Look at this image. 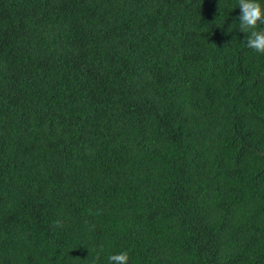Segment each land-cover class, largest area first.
Here are the masks:
<instances>
[{"label":"trees","instance_id":"trees-1","mask_svg":"<svg viewBox=\"0 0 264 264\" xmlns=\"http://www.w3.org/2000/svg\"><path fill=\"white\" fill-rule=\"evenodd\" d=\"M236 4L0 0V264H264Z\"/></svg>","mask_w":264,"mask_h":264},{"label":"clouds","instance_id":"clouds-1","mask_svg":"<svg viewBox=\"0 0 264 264\" xmlns=\"http://www.w3.org/2000/svg\"><path fill=\"white\" fill-rule=\"evenodd\" d=\"M235 8L241 10L238 17V28L246 33L247 48L256 53L264 54V0H237ZM233 28L229 29L231 31ZM129 251H121L109 255V264H128Z\"/></svg>","mask_w":264,"mask_h":264}]
</instances>
